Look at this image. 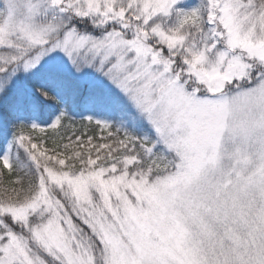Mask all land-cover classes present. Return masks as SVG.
Returning <instances> with one entry per match:
<instances>
[{
    "label": "snow or ice",
    "instance_id": "snow-or-ice-1",
    "mask_svg": "<svg viewBox=\"0 0 264 264\" xmlns=\"http://www.w3.org/2000/svg\"><path fill=\"white\" fill-rule=\"evenodd\" d=\"M5 173L0 264H264V0H0Z\"/></svg>",
    "mask_w": 264,
    "mask_h": 264
},
{
    "label": "trees",
    "instance_id": "trees-1",
    "mask_svg": "<svg viewBox=\"0 0 264 264\" xmlns=\"http://www.w3.org/2000/svg\"><path fill=\"white\" fill-rule=\"evenodd\" d=\"M82 132H84V128H83V127H80V128L76 131V134L79 135V134H81ZM67 134H71V130H69V133H67ZM67 134H66V135H67ZM89 134H92V133L89 132ZM48 146L51 147V143H49ZM0 179H2V180L4 181V183H7V181H8L9 179H11V178L8 177L7 174L5 173V175H4L3 177H0Z\"/></svg>",
    "mask_w": 264,
    "mask_h": 264
}]
</instances>
